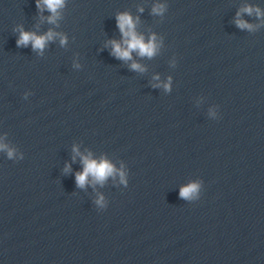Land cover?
I'll use <instances>...</instances> for the list:
<instances>
[{"label":"clouds","instance_id":"clouds-1","mask_svg":"<svg viewBox=\"0 0 264 264\" xmlns=\"http://www.w3.org/2000/svg\"><path fill=\"white\" fill-rule=\"evenodd\" d=\"M65 3L66 0H37L36 7L41 11L47 10L50 13V15L47 17L48 22L55 24L60 18L61 10L65 7ZM139 10L142 12L143 8H140ZM165 11L166 4L164 3H156L152 7L153 15L162 16ZM253 12H255L257 17L264 16V12H262L258 7L254 8L251 5H246L237 12V17H240L242 13L252 15ZM137 20L138 18L134 20L131 14L128 12L117 14L116 23L121 33V40H111L108 42L111 45L112 54L116 58L124 61L131 60L133 52H136L141 57L151 58L158 51L159 44L157 43L155 34L151 35L147 40H145V37L136 31ZM235 23L237 27L241 29L252 30L253 28V25L249 24L243 19H237ZM16 31L19 32V37L16 41L18 47H26L30 44L34 51H39L41 53L45 49L46 45L50 41H53L57 36L60 37V44L62 46L67 43L66 36L56 33L51 29L41 35H37L35 32L25 31L22 26L18 27ZM131 68L135 71H144V68L136 62L131 64ZM163 86L166 90L169 88L168 83H165ZM0 151H6L9 159L14 158L15 156V149L10 148L4 143H0ZM73 152L81 157V163L83 165L82 171L76 173L75 178L77 187L84 188L85 185L89 183L90 179L93 184L99 183L103 185V183L109 177H115L117 174L120 177V182L127 185L126 173L122 168L117 169L110 161L106 159H93L90 153L88 155H83L76 147L73 148ZM69 169L70 166H66L65 170L68 171ZM199 189V182H191L188 185L181 187L179 195L182 199L191 200L198 196ZM96 204L100 207L105 206L103 196H100L96 200Z\"/></svg>","mask_w":264,"mask_h":264}]
</instances>
